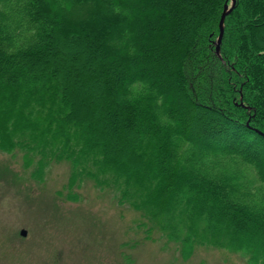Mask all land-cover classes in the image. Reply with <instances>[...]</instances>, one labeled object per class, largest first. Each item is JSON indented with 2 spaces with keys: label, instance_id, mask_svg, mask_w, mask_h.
Masks as SVG:
<instances>
[{
  "label": "trees",
  "instance_id": "trees-1",
  "mask_svg": "<svg viewBox=\"0 0 264 264\" xmlns=\"http://www.w3.org/2000/svg\"><path fill=\"white\" fill-rule=\"evenodd\" d=\"M230 1L0 0V150L35 178L67 160V187L105 184L180 254L257 263L264 0H235L217 53Z\"/></svg>",
  "mask_w": 264,
  "mask_h": 264
},
{
  "label": "rangeland",
  "instance_id": "rangeland-1",
  "mask_svg": "<svg viewBox=\"0 0 264 264\" xmlns=\"http://www.w3.org/2000/svg\"><path fill=\"white\" fill-rule=\"evenodd\" d=\"M14 150H0V264H264V254L253 261L254 247L180 254L154 227L147 236L142 211L120 204L105 184L84 177L67 187V160L35 178L29 157Z\"/></svg>",
  "mask_w": 264,
  "mask_h": 264
},
{
  "label": "water",
  "instance_id": "water-1",
  "mask_svg": "<svg viewBox=\"0 0 264 264\" xmlns=\"http://www.w3.org/2000/svg\"><path fill=\"white\" fill-rule=\"evenodd\" d=\"M234 5H235V0H231L230 5L225 4L223 7V12H222V14L220 16V20H219V35H218L217 44H216V52L217 53L219 52L220 42H221L223 32H224L225 17H226V15H228L232 11V9L234 8ZM21 233H22V235H25L24 230H22Z\"/></svg>",
  "mask_w": 264,
  "mask_h": 264
}]
</instances>
